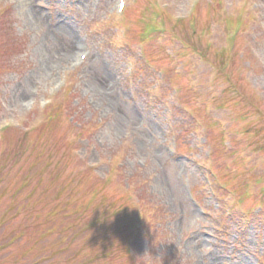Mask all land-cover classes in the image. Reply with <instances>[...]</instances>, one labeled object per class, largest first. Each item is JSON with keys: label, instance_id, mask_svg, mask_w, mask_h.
Instances as JSON below:
<instances>
[{"label": "rangeland", "instance_id": "obj_1", "mask_svg": "<svg viewBox=\"0 0 264 264\" xmlns=\"http://www.w3.org/2000/svg\"><path fill=\"white\" fill-rule=\"evenodd\" d=\"M114 1L0 0V125L12 123L0 132V241L52 226L63 178L62 201L108 207L83 209L68 236L19 240L0 264L35 262L62 239L67 251L41 264H264V0H127L120 17ZM27 2L40 14L28 18ZM77 45L89 55L75 69ZM60 77L68 92L53 94ZM43 99L63 115L37 130ZM33 149L48 168L31 166ZM39 170L13 206L35 192L40 207L11 210Z\"/></svg>", "mask_w": 264, "mask_h": 264}, {"label": "bare ground", "instance_id": "obj_2", "mask_svg": "<svg viewBox=\"0 0 264 264\" xmlns=\"http://www.w3.org/2000/svg\"><path fill=\"white\" fill-rule=\"evenodd\" d=\"M32 6V4L30 3V2H27V4H26V11H27V13L29 14V15H27V17L28 18H30V16L33 14V12H30V10H29V8ZM40 13H34L33 15H39ZM32 15V16H33ZM31 16V17H32ZM37 22H38V20H37Z\"/></svg>", "mask_w": 264, "mask_h": 264}]
</instances>
